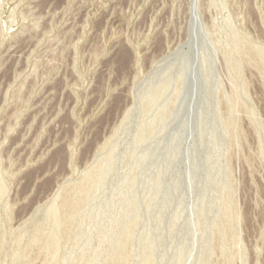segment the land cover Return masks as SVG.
Listing matches in <instances>:
<instances>
[{"label": "rangeland", "instance_id": "obj_1", "mask_svg": "<svg viewBox=\"0 0 264 264\" xmlns=\"http://www.w3.org/2000/svg\"><path fill=\"white\" fill-rule=\"evenodd\" d=\"M0 264H264V0H0Z\"/></svg>", "mask_w": 264, "mask_h": 264}]
</instances>
